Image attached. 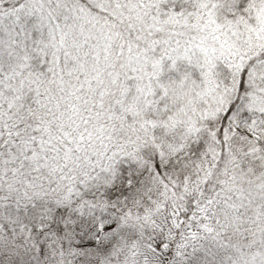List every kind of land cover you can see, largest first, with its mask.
<instances>
[{
	"label": "snow or ice",
	"instance_id": "obj_1",
	"mask_svg": "<svg viewBox=\"0 0 264 264\" xmlns=\"http://www.w3.org/2000/svg\"><path fill=\"white\" fill-rule=\"evenodd\" d=\"M0 264H264V0H0Z\"/></svg>",
	"mask_w": 264,
	"mask_h": 264
}]
</instances>
